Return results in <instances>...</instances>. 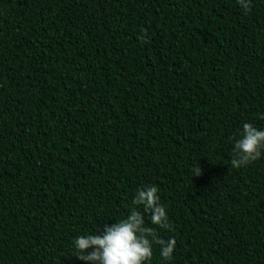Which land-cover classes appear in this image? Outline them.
I'll return each mask as SVG.
<instances>
[{
    "label": "trees",
    "instance_id": "trees-1",
    "mask_svg": "<svg viewBox=\"0 0 264 264\" xmlns=\"http://www.w3.org/2000/svg\"><path fill=\"white\" fill-rule=\"evenodd\" d=\"M260 113L264 0H0V264H87L145 185L148 264H264V154L230 164Z\"/></svg>",
    "mask_w": 264,
    "mask_h": 264
},
{
    "label": "clouds",
    "instance_id": "clouds-1",
    "mask_svg": "<svg viewBox=\"0 0 264 264\" xmlns=\"http://www.w3.org/2000/svg\"><path fill=\"white\" fill-rule=\"evenodd\" d=\"M245 13L251 10V0H237ZM145 41L147 30H141ZM264 120V113L258 114ZM264 154V130L251 123H244L237 130L232 147L231 167L239 169L260 159ZM193 176L201 174L199 164L193 168ZM157 185H145L137 189L129 213L114 223H104L102 230L97 227L95 234L80 235L74 240L75 257L87 264H148L153 256V245L160 248V256L171 260L176 247L173 238L164 239L158 229L172 231L168 222L166 207L160 203ZM142 208L143 211L140 209ZM147 213L151 225L145 224ZM91 249V251H87Z\"/></svg>",
    "mask_w": 264,
    "mask_h": 264
}]
</instances>
